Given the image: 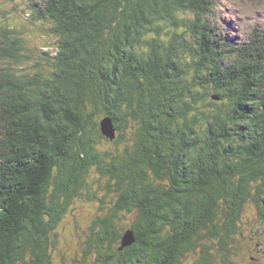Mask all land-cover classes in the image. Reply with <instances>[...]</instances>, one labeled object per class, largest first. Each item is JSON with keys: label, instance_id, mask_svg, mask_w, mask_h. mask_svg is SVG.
Returning a JSON list of instances; mask_svg holds the SVG:
<instances>
[{"label": "trees", "instance_id": "obj_1", "mask_svg": "<svg viewBox=\"0 0 264 264\" xmlns=\"http://www.w3.org/2000/svg\"><path fill=\"white\" fill-rule=\"evenodd\" d=\"M0 264H264V0H0Z\"/></svg>", "mask_w": 264, "mask_h": 264}, {"label": "water", "instance_id": "obj_2", "mask_svg": "<svg viewBox=\"0 0 264 264\" xmlns=\"http://www.w3.org/2000/svg\"><path fill=\"white\" fill-rule=\"evenodd\" d=\"M104 128H105L106 130H105ZM104 128H103V130H105L104 132L107 134V136H110V137H111L112 130H111V126H110V124H109L108 121H105V123H104ZM129 239H131V238L128 237V238L126 239V242H128Z\"/></svg>", "mask_w": 264, "mask_h": 264}]
</instances>
